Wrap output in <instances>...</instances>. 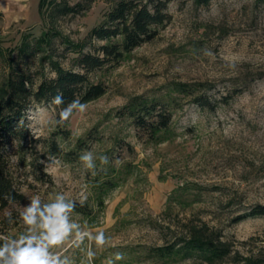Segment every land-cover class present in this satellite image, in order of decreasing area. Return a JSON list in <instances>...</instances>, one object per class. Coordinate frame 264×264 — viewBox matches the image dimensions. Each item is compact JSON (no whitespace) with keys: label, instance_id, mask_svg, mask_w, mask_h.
<instances>
[{"label":"rangeland","instance_id":"rangeland-1","mask_svg":"<svg viewBox=\"0 0 264 264\" xmlns=\"http://www.w3.org/2000/svg\"><path fill=\"white\" fill-rule=\"evenodd\" d=\"M41 1L0 0V80L24 72L35 86L55 76L52 62L80 71L81 53L105 44L88 34L116 0H66L81 4L66 15ZM161 1L156 37L90 75L104 96L67 111V124L50 102L27 111L26 138L7 150L24 200L0 212V264H165L155 250L193 230L228 248L213 264L264 259V215L246 217L264 207V0ZM178 84L195 89L175 93L166 139H140L126 106L166 104ZM112 170L101 210L97 184ZM72 201L94 208L93 226L62 212Z\"/></svg>","mask_w":264,"mask_h":264},{"label":"trees","instance_id":"trees-1","mask_svg":"<svg viewBox=\"0 0 264 264\" xmlns=\"http://www.w3.org/2000/svg\"><path fill=\"white\" fill-rule=\"evenodd\" d=\"M210 1L197 0L204 5ZM46 2L53 7V11L65 15L78 13L81 8L80 3L70 5L66 0H42V9ZM165 8L166 4L161 0H116L101 25L94 27L88 34L89 39L105 41V44L94 48L93 52L81 53L78 59L80 71L68 70L52 62L55 76L45 78L35 86L30 76L24 72L13 71L0 80V212L11 204L24 200L20 184L11 170V158L7 155V150L15 141L20 142L26 138L21 123L33 103H52L58 110L65 112L61 120L67 124V111L97 100L107 92L106 86L100 81L94 82L90 75L105 66L117 67L134 49L152 41L157 35L155 27L163 25L168 18L163 12ZM194 89L186 84L176 85L169 93L170 100L162 104L166 105L164 108L158 101L142 97L133 99L126 110L135 123L138 137H146L151 142L165 140V135L171 131L173 118L171 108L167 107L176 105L178 98L175 93L189 95ZM194 102L201 106L207 103V99L200 95ZM59 152L57 145L53 143L51 153L55 156ZM111 174L112 177L97 184L96 205L101 210L104 208L106 192L118 186L113 177L120 176V172L112 170ZM61 210L83 216L91 226L97 221L94 208L84 202H69ZM258 215H264V207L254 209L246 217ZM227 254L228 248L224 243L216 244L201 230H193L190 239L182 246L172 244L155 250V257L165 264L195 255L213 264L222 261ZM254 263L264 264V259Z\"/></svg>","mask_w":264,"mask_h":264}]
</instances>
